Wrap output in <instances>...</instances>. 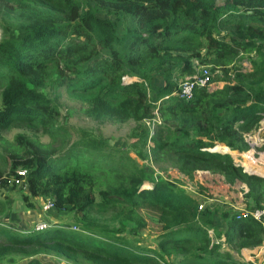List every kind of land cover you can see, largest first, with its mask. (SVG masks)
Masks as SVG:
<instances>
[{"label": "trees", "instance_id": "obj_1", "mask_svg": "<svg viewBox=\"0 0 264 264\" xmlns=\"http://www.w3.org/2000/svg\"><path fill=\"white\" fill-rule=\"evenodd\" d=\"M0 21V187L20 178L31 198L89 229L17 232L0 224V260L48 254L74 264H254L230 250L259 246L261 221L225 212L217 230L212 213L197 210L171 181L141 187L147 176L128 153L188 179L201 170L229 186L243 183L245 205L264 209V178L243 171L229 153L207 150L216 143L247 150L243 133L264 117V0H0ZM193 58L208 67L209 81L223 84L195 87L188 100L171 95L196 71ZM158 70L155 104L146 83ZM59 89L87 95L81 111L89 118L131 121L127 146L110 147L81 130L56 152L68 137L54 99ZM13 127L21 130L8 140L4 132ZM242 156L246 170L264 176L250 150ZM4 208L0 200V214ZM103 214L114 232H152L157 248L96 234L104 232L96 223Z\"/></svg>", "mask_w": 264, "mask_h": 264}, {"label": "rangeland", "instance_id": "obj_2", "mask_svg": "<svg viewBox=\"0 0 264 264\" xmlns=\"http://www.w3.org/2000/svg\"><path fill=\"white\" fill-rule=\"evenodd\" d=\"M1 25V21H0ZM120 19L114 21L115 31L120 30ZM1 35V28H0ZM199 52L204 51V46L198 48ZM191 62L196 66L197 62L193 58ZM201 66H196L198 70ZM207 67V66H206ZM240 67L244 70L249 69L248 61L243 58L240 62ZM208 68V67H207ZM215 77V76H214ZM125 80H131V77H124ZM208 89L220 87L223 84L222 80L213 78ZM163 84V70L153 72L147 80V98L151 101H155L156 93ZM87 95L79 93H66L62 89L55 92V101L59 109L60 123L66 128L68 137L63 139V144L56 152H63L68 145L75 141L81 134V130L85 131L84 136H92L95 140L102 142L110 147L124 149L127 146V135L131 121L116 122L108 119H92L85 116L81 108L84 107V100ZM21 129L13 127L4 132L6 139L10 140L13 134L19 132ZM33 134L38 135L42 142L47 141L45 135H41L39 131H35ZM244 139L248 143V149L242 152L231 149L221 143H216L213 147L208 149H217L216 146H225L226 149H222L229 153L233 158V161L243 166L244 158L242 154L250 150L254 164L259 165L264 169V148L261 146L264 144V117L259 121L255 130H250L243 133ZM132 158L136 160L138 165L143 169L147 176V179L141 184V187H148L159 178L171 181L174 188L182 193L190 194L196 201L197 205L201 204L200 211H206L208 214L212 213L214 224H217L221 220L222 213H240L252 208L247 207L242 200L239 199L237 193H241L244 190L243 184L235 182L233 185L228 186L222 180V177L217 173H210L207 171L196 170L190 179L180 174L175 168L169 165H160L156 167L155 164L149 161L140 160L135 157L131 151L128 153ZM245 169V168H244ZM22 183L15 186L0 187V200L4 203L5 208L1 210L0 224L13 231L24 232L33 229L38 223L44 222L49 225H57L61 228H69L75 231H82L88 234V230L77 224V220L67 211H56L53 208L42 209L44 200H35L28 195V192ZM30 202V203H29ZM241 203L243 205H241ZM31 205V206H30ZM198 210V209H197ZM199 211V212H200ZM199 219H201L199 217ZM202 219L205 221V217ZM96 223L104 226V232L102 237L119 236L129 241L138 247L157 248L154 234L150 231H142L137 235H130L126 229L120 232H114L117 228L111 221L107 214H103ZM115 226V227H113ZM75 227V228H72ZM128 227V224L126 225ZM221 225H216L217 230H221ZM86 231V232H85ZM211 232V230H209ZM232 254L237 253L230 250ZM235 256V255H234ZM161 260V259H160ZM162 261V260H161ZM248 261V260H245ZM252 262V261H251ZM264 264V259L260 263ZM0 264H74L57 256L48 254H37L30 257L8 256L0 260Z\"/></svg>", "mask_w": 264, "mask_h": 264}, {"label": "built area", "instance_id": "obj_3", "mask_svg": "<svg viewBox=\"0 0 264 264\" xmlns=\"http://www.w3.org/2000/svg\"><path fill=\"white\" fill-rule=\"evenodd\" d=\"M211 81H209V72L208 68L206 66H201L198 70L188 76H184L182 79L178 81L177 88L175 91L171 93V95H174L178 98L188 100L192 97V92L195 87H202L206 86L208 87L210 85ZM166 97V96H165ZM156 104V103H155ZM155 113V111H154ZM157 121V117L155 116V119L151 120V126L154 121ZM25 171L21 170L18 172L21 176L24 175ZM20 178L15 179L16 183L20 184ZM52 207L51 202L45 201V203L42 206V209L46 210ZM202 208L201 204L197 205V209L200 210ZM242 216H250L251 218L255 220H259L264 224V209L260 208H253L250 210H245L240 213H238ZM45 226L44 223H38L35 225L36 230H40ZM75 228V227H74Z\"/></svg>", "mask_w": 264, "mask_h": 264}, {"label": "crops", "instance_id": "obj_4", "mask_svg": "<svg viewBox=\"0 0 264 264\" xmlns=\"http://www.w3.org/2000/svg\"><path fill=\"white\" fill-rule=\"evenodd\" d=\"M156 102H157V100L154 101V103H156ZM241 184H243V183H241ZM237 194L239 196V199L241 200V197H242L241 193H237ZM35 200H41V198H35ZM241 205H243V204L241 203ZM213 224H214V222H213ZM214 225L215 226L221 225L222 227H221L220 231H222L223 227H224V221L221 220L220 222H218L217 224H214ZM222 239H223V237L221 236L220 240H222ZM235 252H237V253H234L233 255H235V257L240 259V260H248V261H252L255 263H260L261 260L264 259V237H263V240L259 246H256V247L251 248V249L241 248L239 251H235Z\"/></svg>", "mask_w": 264, "mask_h": 264}, {"label": "water", "instance_id": "obj_5", "mask_svg": "<svg viewBox=\"0 0 264 264\" xmlns=\"http://www.w3.org/2000/svg\"><path fill=\"white\" fill-rule=\"evenodd\" d=\"M225 149H226V147H225ZM210 151H217V152H221V153H227L226 151H224V150H222V149H211ZM243 171H245L246 173H249V174H255V175H258V176H261V177H263L264 178V176L263 175H261V174H259V173H257V172H255V171H251V170H246V169H244ZM243 186L245 187V185L243 184ZM245 190H246V187L244 188Z\"/></svg>", "mask_w": 264, "mask_h": 264}, {"label": "clouds", "instance_id": "obj_6", "mask_svg": "<svg viewBox=\"0 0 264 264\" xmlns=\"http://www.w3.org/2000/svg\"><path fill=\"white\" fill-rule=\"evenodd\" d=\"M158 102V101H157ZM156 102V103H157ZM208 151H210L211 149H207ZM243 170H244V168H243ZM245 191V190H244ZM42 199V198H41ZM43 200V199H42ZM45 201V200H44ZM52 208V207H51ZM248 217H250V216H248ZM41 223H44V222H41ZM45 224V223H44ZM49 224H45V226L42 228V229H44L46 226H48ZM72 228H74V227H72ZM42 229H40V230H42ZM30 230H34V231H40V230H36L35 229V226H34V228L33 229H30Z\"/></svg>", "mask_w": 264, "mask_h": 264}]
</instances>
